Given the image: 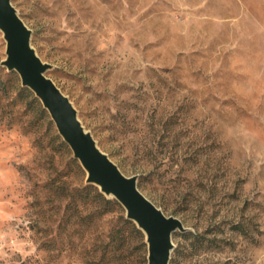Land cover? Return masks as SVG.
I'll return each instance as SVG.
<instances>
[{
  "label": "rangeland",
  "instance_id": "rangeland-1",
  "mask_svg": "<svg viewBox=\"0 0 264 264\" xmlns=\"http://www.w3.org/2000/svg\"><path fill=\"white\" fill-rule=\"evenodd\" d=\"M11 3L95 142L190 227L169 264H264V0ZM23 89L0 65V264H146Z\"/></svg>",
  "mask_w": 264,
  "mask_h": 264
},
{
  "label": "water",
  "instance_id": "water-1",
  "mask_svg": "<svg viewBox=\"0 0 264 264\" xmlns=\"http://www.w3.org/2000/svg\"><path fill=\"white\" fill-rule=\"evenodd\" d=\"M0 31L5 40V58L0 65L15 70L20 83L27 86L52 118L55 128L86 172L85 182L99 187L108 198H116L144 233L146 264H169L176 230L189 231L181 219L167 215L137 186L138 175H125L95 142L78 117L71 99L47 75L50 64L42 60L31 44V29L11 0H0Z\"/></svg>",
  "mask_w": 264,
  "mask_h": 264
},
{
  "label": "trees",
  "instance_id": "trees-1",
  "mask_svg": "<svg viewBox=\"0 0 264 264\" xmlns=\"http://www.w3.org/2000/svg\"><path fill=\"white\" fill-rule=\"evenodd\" d=\"M10 71H15V70H10ZM21 84V83H20ZM22 86H24V85H22ZM23 90H25L26 92H28V94H32V91H31V89L29 90V88L27 87V86H24V89ZM35 98H37L38 99V97L37 96H35ZM39 101L41 102V100L39 99ZM42 103V102H41ZM43 106V105H42ZM44 108V107H43ZM45 109V108H44ZM46 110V109H45ZM47 111V110H46ZM48 113V112H47ZM92 186H95L94 184H92V183H86L85 182V185L83 186L86 190H87V192L88 191H90V190H92L93 189V187ZM96 187V186H95ZM98 189V190H97ZM97 189H96V191H95V189H94V196L96 197V199L98 200V201H100V202H102L103 203V205H105V208L107 207H109V206H112L113 204H117V205H119L120 207H123L122 206V204L119 202V201H117V199L116 198H108V197H106L105 196V194L103 193V192H101L100 191V189H99V187H97ZM87 194H89V192L87 193ZM94 197V198H95ZM123 209H124V207H123ZM124 214H125V210H124ZM126 217V216H125ZM126 219H128V218H126ZM128 222L129 221H132L133 223H134V225L136 226V224H135V222L132 220V219H128L127 220ZM135 230L136 231H138L139 233H141L143 236V240H144V237H145V235H144V233L136 226L135 227ZM183 233H192L191 232V230L189 229V231H182ZM143 245H146V242H145V240H144V243H143ZM146 254H147V245H146Z\"/></svg>",
  "mask_w": 264,
  "mask_h": 264
}]
</instances>
